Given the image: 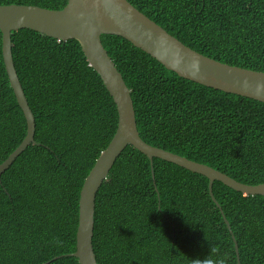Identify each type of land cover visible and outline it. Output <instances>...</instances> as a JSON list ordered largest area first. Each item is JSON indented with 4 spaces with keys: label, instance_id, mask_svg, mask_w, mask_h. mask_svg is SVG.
Returning a JSON list of instances; mask_svg holds the SVG:
<instances>
[{
    "label": "trees",
    "instance_id": "obj_1",
    "mask_svg": "<svg viewBox=\"0 0 264 264\" xmlns=\"http://www.w3.org/2000/svg\"><path fill=\"white\" fill-rule=\"evenodd\" d=\"M194 50L264 71V0H129ZM68 0H0L61 9ZM15 67L35 116V140L0 177V264H79L83 183L118 126V110L76 39L31 28L11 35ZM103 45L130 88L141 137L236 180L264 182V102L178 75L115 34ZM0 30V164L27 121L10 84ZM154 175V176H153ZM128 144L97 192L93 244L100 264H264V195L244 194ZM235 236V240L233 238ZM212 248L218 249L210 253Z\"/></svg>",
    "mask_w": 264,
    "mask_h": 264
},
{
    "label": "water",
    "instance_id": "obj_2",
    "mask_svg": "<svg viewBox=\"0 0 264 264\" xmlns=\"http://www.w3.org/2000/svg\"><path fill=\"white\" fill-rule=\"evenodd\" d=\"M31 28L62 40L79 41L90 65L98 72L111 93L118 110V126L108 146L101 152L87 175L80 192L79 222L76 250L72 253L79 264H100L97 261L93 236L97 192L109 175L111 168L128 144L146 154L152 163L161 158L209 179V191L221 209L232 232L229 221L213 193L215 180L244 194L264 195V182L250 185L228 174L177 153L153 146L140 135L130 88L102 42V34H115L146 51L166 68L181 77L264 102V71L230 65L206 56L189 47L165 28L135 7L129 0H68L61 9H51L30 4H1L0 30L2 51L10 84L27 121V134L21 144L0 164L1 174L35 140V116L19 79L12 52V32ZM154 176V175H153ZM235 240V236L233 235ZM238 264L239 248L235 240Z\"/></svg>",
    "mask_w": 264,
    "mask_h": 264
},
{
    "label": "clouds",
    "instance_id": "obj_3",
    "mask_svg": "<svg viewBox=\"0 0 264 264\" xmlns=\"http://www.w3.org/2000/svg\"><path fill=\"white\" fill-rule=\"evenodd\" d=\"M260 89H264V85H261L258 88V91ZM216 252H218V249L211 247L210 253H216ZM192 264H226V260L224 258H222V257L221 258H215L214 259V258H212L211 255H209V256H205L203 259H201V258L193 259L192 260Z\"/></svg>",
    "mask_w": 264,
    "mask_h": 264
}]
</instances>
